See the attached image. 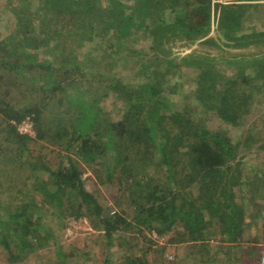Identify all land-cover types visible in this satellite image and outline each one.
I'll use <instances>...</instances> for the list:
<instances>
[{
  "label": "trees",
  "instance_id": "16d2710c",
  "mask_svg": "<svg viewBox=\"0 0 264 264\" xmlns=\"http://www.w3.org/2000/svg\"><path fill=\"white\" fill-rule=\"evenodd\" d=\"M106 1L105 6L103 0L5 2L17 21L24 24L19 32L14 31L15 35L0 32V126L5 124L2 131L14 141L5 139L11 145L0 146V164L7 166L3 177L13 174L17 178L16 185L9 184L0 175V211L7 214L5 220L0 219V245L8 250V259L19 262L46 247L44 243L49 238L42 239L38 229L42 227L49 233L42 214H53L52 210L58 209L65 216L84 215L91 220L93 229L104 233L109 245H113L117 233L134 227L122 214L126 213L123 209L118 214L105 215L104 208L86 190L83 173L74 159L69 168L55 172L46 157H36L29 150L34 140L52 143L54 132L60 135L76 128V136L74 130L71 137L78 142L75 155L89 166H101L98 178L102 185L114 183L130 194L131 207L136 211L133 222L139 234L144 229L159 231L161 236L175 231L170 243L191 246L197 255L207 257L208 260L201 259L203 264L212 262L206 250L207 243L214 239L223 249L228 248L231 264H259L264 240L249 235L246 241L247 229L253 222L239 201L246 190L264 202V190L249 178L243 180L242 162L234 161L243 159L245 145L256 144L251 133L256 127L248 124V117L261 98L255 99L254 92L240 87L238 79L219 73L217 67L226 65L236 70L244 85L261 80L262 85L256 89L264 96V31L252 28V32H244L247 19L252 20L257 12L264 16V0H134L129 7L124 0ZM166 10H171L172 22V18L162 15ZM213 24L217 26L216 37H210ZM141 33L148 35L152 52L166 56L160 63H165L164 70L157 66V60L142 65L140 60L148 56L144 52L125 49L131 41L142 40L137 39ZM94 36L109 42L102 56H109L106 51L111 48L109 53L125 51L129 57H138L140 60L134 62L137 67L132 68L147 80L125 84L122 78L103 70L102 60L78 63L75 50L79 38L93 41ZM54 38L62 42L52 46ZM179 40L185 41L182 47L192 48L199 43L218 52L194 50L180 59L173 58V47ZM49 44V58L39 60L32 51ZM226 47L259 50L233 54ZM90 62L97 67L89 69ZM114 65L111 60L107 68L112 71ZM183 65L199 72L196 96L184 95L178 88ZM178 70L181 74L175 84L163 88L168 82L166 76ZM71 91L77 93L71 95ZM111 92L129 106L119 122H112L102 109L101 102ZM15 93L20 106L12 105ZM210 113L218 115L231 129L250 125L241 132L244 143L235 141L229 132L208 129L205 118ZM27 117L35 125L34 140L20 136L16 129L15 124ZM258 128L264 131V123ZM70 147L74 150L72 143L63 149L69 151ZM258 147L264 150V143ZM26 153L27 159L22 161ZM43 170L50 173V180L38 175ZM26 171L29 175L21 182L19 178ZM49 184L54 192L49 190ZM196 185L198 192L193 195L191 187ZM29 188L37 193L38 200L30 197ZM259 198H254L255 220L264 216V208L256 210L261 205ZM74 199L80 200L78 206L73 205ZM240 246L243 250L236 252L240 257L231 260V250L234 254V248ZM15 249L20 256H16ZM145 256L146 253L144 259L132 258L126 263L147 264ZM196 260L190 259L193 264Z\"/></svg>",
  "mask_w": 264,
  "mask_h": 264
},
{
  "label": "rangeland",
  "instance_id": "374dc122",
  "mask_svg": "<svg viewBox=\"0 0 264 264\" xmlns=\"http://www.w3.org/2000/svg\"><path fill=\"white\" fill-rule=\"evenodd\" d=\"M6 0H0V32L5 34V36L15 35V32H19L24 26L22 22H18L19 20L12 12L9 10L10 8H6L5 5ZM126 6H130L134 4V0H124ZM216 2V1H214ZM222 2V1H221ZM108 2L103 0L104 6ZM261 3V2H260ZM16 3H14V6ZM36 6V5H34ZM171 10H166L162 15H166L167 18H172L171 22L173 21L174 16L170 13ZM128 12V9L127 11ZM260 17L264 19V16H261L259 12L256 13V16L253 17L252 20L247 19L244 32L249 33L252 32L253 29H258L264 31V20H260ZM249 20V21H248ZM170 22V23H171ZM27 28V25L25 26ZM216 24H213V29L210 37H216ZM29 30V29H28ZM62 28H59V31H62ZM9 34V35H8ZM135 37L134 35L131 37L133 40ZM142 38L139 40L138 43H131L125 48L137 49L148 56H145L143 59H138V57H129L125 51H121L120 53H109V48L106 53L104 50L107 49L106 45L109 43L105 38H95L93 37V41H85L81 38L79 43L76 44L77 48L75 50L77 55V62L81 63L86 60L92 61V59L98 60V62L103 61V70L107 73L113 75V77L122 78L125 84L131 83H143L147 79H143L140 76L134 73V69L132 66L134 65L137 67L136 63L140 60L142 65L149 64L157 60V66L164 70V65L160 63L162 60L166 58V56L162 55L159 51H151L150 46L151 43L149 42V37L147 34L141 33L137 36V39ZM75 38H72L71 41L73 42ZM62 39L52 40V46L61 43ZM185 41H178L177 45L173 47L174 55L173 58H182L185 55L191 53L194 50H203L211 53L218 52L214 47L210 45L200 46L198 43L197 45L193 46L192 48L182 47ZM41 49H37L32 51L38 54L39 60H44L49 58L48 50L51 48V44L49 46H40ZM124 50V49H122ZM226 50L231 51L233 54L244 51L246 53H256L259 49H239L235 47H226ZM28 50L27 52H30ZM102 60V61H101ZM113 60L116 64L111 68H114L112 71L107 68L108 62ZM137 60V61H136ZM136 61V63H134ZM102 66V65H101ZM87 67L89 69L93 67H97V65L93 64V62L88 63ZM100 68V65L98 66ZM153 68H156L153 67ZM217 69L219 73L223 74L228 79H238L240 87L245 88L250 92L255 93V99L261 98L257 100L251 114L249 115V123L251 127L255 125V129L251 130V133L255 136L256 144L255 145H245L242 151L243 159L237 158L234 161V164L237 162H242V176L243 180L249 178L250 182H253L254 185H259L261 191L264 190V187L261 184H264V150L259 148L264 143V131L260 132L258 127H261L264 123V96L261 95L262 93L258 92L256 89L257 86L262 85V81L258 80L254 83L249 85H244L242 82L241 77H238V73L236 70L229 69L225 65H218ZM182 71L184 72L183 78L181 83H179V87L181 91H183L184 95L189 96H196L197 91L199 88V84L196 82L197 76L199 72L193 67H188L183 65ZM179 72V74H178ZM176 73H170L166 76V84H163V88L168 89L170 84H173L180 76L181 72L178 70ZM134 73V74H133ZM178 75V76H176ZM37 76V79L44 78V76ZM37 84V82H34ZM39 85L42 82H38ZM109 84V83H107ZM175 84V83H174ZM71 95H75L77 91L70 92ZM18 94L15 93V97L12 100L13 106H20V103L17 99ZM11 97V96H9ZM176 100L181 102L178 95L175 96ZM2 100V92L0 91V101ZM102 109L104 110L107 117L112 122H119L122 119L124 111L128 108V104L124 102V100H120L116 97L115 92L110 93V97L106 98L101 102ZM206 125L208 129L213 131H226L229 132L232 137H235V141L239 140L244 143L242 140V131H246V129L250 128V125L244 126L243 128L231 129L218 115L210 113L206 118ZM1 123V120H0ZM14 125V122L12 123ZM258 126V127H257ZM5 124L2 123V127L0 126V146L4 145H11L7 141H12L7 132H3ZM75 130V136L77 134L76 128L71 129L69 132H62V134H56L55 132L51 138H54L55 142L50 141H39L36 137H31L33 142H31L28 147L29 150H33L35 156L38 157L40 155L47 158L49 166L55 172H59L63 168H69L70 160L74 159L76 163L79 165V169L83 173V181L86 186V190L93 194L97 201L100 203L102 208L105 210V215H114L120 213L123 209L126 211L124 214L127 217L128 221L134 224V227L129 232H119L114 237L113 245H109V241L106 239L104 233L96 231L93 229L91 225V220L84 217V215L78 217V215H71L66 214L60 215L58 209L52 210L53 214H42L44 219V227L49 229V233H46L45 230L40 227L38 229V235L44 239V237H48L49 240H46V247L40 249L38 248L37 251H34L31 255L24 258L22 261L11 262L8 258L10 257L9 252L4 246L0 245V264H127L126 260L129 261L132 258H143L144 253H146L145 261L147 264H193V261H190L191 258H197L196 264H203L201 259L208 260L206 256L197 255L194 252V249L191 248L189 245L183 244H172L170 243L171 239L175 236V231L170 234L161 236L159 231L157 232H150L147 229H144L142 234L138 233L137 225L133 222V217L135 216V209L131 206L130 201V194L127 193L125 190L122 192L121 187L117 184H106L102 185L100 183L98 175L101 170V166L93 165L89 166L86 162L83 161L81 157L75 155V150L78 148V142H76L73 137V133ZM241 130V131H239ZM3 136V137H2ZM5 139L7 141H5ZM14 142V141H12ZM4 143V145H3ZM68 143H72L73 147H70V150L63 149L64 146L68 145ZM112 156V153H109ZM27 159V153L23 155L22 161ZM110 160L109 155L107 156V162ZM101 163V160H97V164ZM5 164H0V175L3 177L5 174L3 173L4 170L7 168ZM17 168V167H16ZM99 171V172H98ZM102 171V170H101ZM23 175L19 178L21 182L29 175V171L25 173L22 172ZM244 174V175H243ZM41 178L45 180H50V173L48 171H40L38 173ZM9 184H15L17 178L15 176H5L3 177ZM1 181V179H0ZM5 183V182H4ZM16 185V184H15ZM50 185V184H49ZM198 186H192L191 191L193 195H197ZM54 192L55 188L50 185L49 190ZM259 189H257L258 192ZM31 198H37L36 194L33 192L31 188L28 189ZM243 199L239 201L244 205L245 209L247 210V214L251 217L250 226L247 229L246 233V241L249 235L258 236V239L264 240V216L256 217L257 220L254 219L253 213L255 212L254 207L256 201L254 200L259 198V195L256 197H252L246 190L242 191ZM260 194V193H258ZM40 196V194H39ZM118 196V197H117ZM7 198V196H6ZM30 198V199H31ZM253 198V199H252ZM239 199V198H238ZM254 200V202H250L248 200ZM240 200V199H239ZM80 200L74 199L73 205L78 206ZM258 201V200H257ZM259 204L256 207L257 211H261L264 208V202L262 198H259ZM66 207H63L65 210ZM85 211V210H83ZM0 214V219L5 220L7 218V214H4V211ZM85 214V212H82ZM247 215V216H248ZM263 216V217H262ZM2 217V218H1ZM47 217V218H46ZM143 229V228H142ZM51 234V235H50ZM159 234V236H158ZM264 244V243H263ZM262 244V245H263ZM111 246V247H110ZM235 254H233V250H231L230 256L231 260L237 257V251L241 252L242 246L234 248ZM228 248L223 249L220 242L218 240H212L207 243V253H209V258L212 260L210 264H231L229 260V256L227 255ZM16 256H20V253L17 249L14 250ZM74 253V256L71 255Z\"/></svg>",
  "mask_w": 264,
  "mask_h": 264
},
{
  "label": "built area",
  "instance_id": "2783aa9c",
  "mask_svg": "<svg viewBox=\"0 0 264 264\" xmlns=\"http://www.w3.org/2000/svg\"><path fill=\"white\" fill-rule=\"evenodd\" d=\"M15 125L20 136L36 137L35 125L31 117H27L24 121ZM262 247L264 248V244ZM259 264H264V253L260 258Z\"/></svg>",
  "mask_w": 264,
  "mask_h": 264
},
{
  "label": "crops",
  "instance_id": "0c3cea01",
  "mask_svg": "<svg viewBox=\"0 0 264 264\" xmlns=\"http://www.w3.org/2000/svg\"><path fill=\"white\" fill-rule=\"evenodd\" d=\"M235 254V253H234ZM241 254H238L236 258H234L233 260H236L238 257H240Z\"/></svg>",
  "mask_w": 264,
  "mask_h": 264
}]
</instances>
